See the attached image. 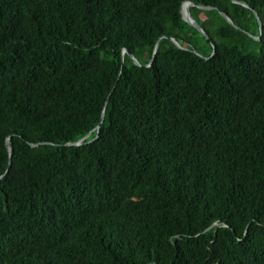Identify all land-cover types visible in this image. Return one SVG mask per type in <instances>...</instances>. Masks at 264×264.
Here are the masks:
<instances>
[{
  "label": "trees",
  "instance_id": "trees-1",
  "mask_svg": "<svg viewBox=\"0 0 264 264\" xmlns=\"http://www.w3.org/2000/svg\"><path fill=\"white\" fill-rule=\"evenodd\" d=\"M184 1L234 25L190 8L211 57ZM237 1L0 0V264H264V0Z\"/></svg>",
  "mask_w": 264,
  "mask_h": 264
},
{
  "label": "water",
  "instance_id": "water-1",
  "mask_svg": "<svg viewBox=\"0 0 264 264\" xmlns=\"http://www.w3.org/2000/svg\"><path fill=\"white\" fill-rule=\"evenodd\" d=\"M233 3H236V4H240V5H242V6H244V7H246V8H250L249 6H248V4L247 3H245V2H242V1H237V0H231ZM184 4H186V8L184 9L183 8V5ZM192 7H195V8H198V9H201V10H212V9H214V10H217L218 11V13L229 23V24H231L232 26H234L233 25V23H232V21H231V19L227 16V14L226 13H224L222 10H220V9H218L217 7H209V6H205V5H200V4H195L194 2H192V1H184L183 3H182V5H181V15H182V19L185 21V22H187L191 27H193L195 30H197L206 40H209L210 41V39H209V36L206 34V32L198 25V23L195 21V19L192 17V15H191V13H190V8H192ZM252 13H253V15H254V17H255V19H256V21H257V23H258V26H259V35L261 34V31H262V25H261V21H260V19H259V17H258V15H257V13L254 11V10H252ZM165 38H168V39H170L178 48H182L178 43H177V41H176V39L175 38H171V37H167V36H164ZM255 39H259V36L258 37H254ZM158 44H159V41H157L156 42V44H155V47H154V50H153V56L155 55V53H156V51H157V49H158ZM210 44H211V46H212V53H211V55H210V57L213 55V53H214V46H213V43H212V41H210ZM192 50V52H194V53H196L197 54V52H196V50L195 49H191ZM124 54H128V56L132 59V61H133V63L135 64V65H137V66H140V64L138 63V61L133 57V55L132 54H130L129 52H128V50L127 49H124L123 51H122V53H121V55H122V57H123V55ZM209 57H204V59H208ZM152 60V59H151ZM151 60H150V62H151ZM149 62V63H150ZM149 64H146L145 66H148ZM102 117H103V114H102ZM96 130H97V132H98V130H99V126L97 125L96 126ZM91 133V132H90ZM89 133V134H90ZM89 134H87V135H85V137H87ZM97 136V135H96ZM85 137H83V138H81V139H79L77 142H74V143H68L67 145H79L80 143H81V141L85 138ZM8 142H9V137H7L6 138V143H7V147H8V154H9V164H8V167H9V165H10V157H11V147L8 145ZM7 170H8V168L6 169V172H7ZM5 172V173H6ZM4 175H1L0 176V178L1 177H3ZM213 225H216L217 227H220V226H225V224H222V223H217V224H213Z\"/></svg>",
  "mask_w": 264,
  "mask_h": 264
},
{
  "label": "bare ground",
  "instance_id": "bare-ground-1",
  "mask_svg": "<svg viewBox=\"0 0 264 264\" xmlns=\"http://www.w3.org/2000/svg\"><path fill=\"white\" fill-rule=\"evenodd\" d=\"M183 8H184V9L186 8V4L183 5Z\"/></svg>",
  "mask_w": 264,
  "mask_h": 264
},
{
  "label": "rangeland",
  "instance_id": "rangeland-1",
  "mask_svg": "<svg viewBox=\"0 0 264 264\" xmlns=\"http://www.w3.org/2000/svg\"><path fill=\"white\" fill-rule=\"evenodd\" d=\"M253 50V49H252ZM256 50L258 51V49L256 48Z\"/></svg>",
  "mask_w": 264,
  "mask_h": 264
}]
</instances>
